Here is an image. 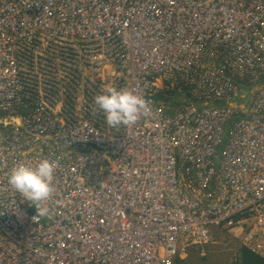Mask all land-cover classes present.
<instances>
[{"label": "built area", "instance_id": "2783aa9c", "mask_svg": "<svg viewBox=\"0 0 264 264\" xmlns=\"http://www.w3.org/2000/svg\"><path fill=\"white\" fill-rule=\"evenodd\" d=\"M113 87L135 125L94 104ZM43 158L34 219L7 181ZM213 231L264 258V0H0V264H175Z\"/></svg>", "mask_w": 264, "mask_h": 264}, {"label": "clouds", "instance_id": "9594fccd", "mask_svg": "<svg viewBox=\"0 0 264 264\" xmlns=\"http://www.w3.org/2000/svg\"><path fill=\"white\" fill-rule=\"evenodd\" d=\"M94 104L103 112L110 127L133 126L145 114V100L127 89L111 88L107 93L94 97ZM59 161L47 158L35 166L23 162L16 163L8 176V185L24 200L36 208V217H47L50 208L46 202L54 192V176Z\"/></svg>", "mask_w": 264, "mask_h": 264}, {"label": "rangeland", "instance_id": "374dc122", "mask_svg": "<svg viewBox=\"0 0 264 264\" xmlns=\"http://www.w3.org/2000/svg\"><path fill=\"white\" fill-rule=\"evenodd\" d=\"M172 95L181 97L175 92ZM182 99L184 98L182 97ZM158 100L162 101L161 99ZM243 100H246V96L243 97ZM250 101L251 97L245 102L248 104ZM174 110L176 109L172 106V109H169L166 113L173 114ZM242 245L245 246L243 242L229 233L213 231L207 243L201 246L194 245L193 247L184 248L180 254V263L176 261L175 264H233L238 256V248Z\"/></svg>", "mask_w": 264, "mask_h": 264}, {"label": "trees", "instance_id": "16d2710c", "mask_svg": "<svg viewBox=\"0 0 264 264\" xmlns=\"http://www.w3.org/2000/svg\"><path fill=\"white\" fill-rule=\"evenodd\" d=\"M168 97H165L164 94L160 95V97L164 98V100L168 104L174 105L176 108H180L182 105L190 102V98L184 97L185 95H180L181 97H174L172 93H168ZM182 97L184 99H182ZM173 100V102H171ZM181 258H177V263H180ZM233 264H264V258L260 255L254 253L252 250L245 246H240L238 248V256Z\"/></svg>", "mask_w": 264, "mask_h": 264}, {"label": "crops", "instance_id": "0c3cea01", "mask_svg": "<svg viewBox=\"0 0 264 264\" xmlns=\"http://www.w3.org/2000/svg\"><path fill=\"white\" fill-rule=\"evenodd\" d=\"M244 93V95L246 96V100L249 98V97H251V99H252V96L250 95V94H253L254 93V91L252 90V89H250V91H244L243 92ZM246 100H243V101H246ZM242 101V102H243ZM238 104H240L239 102H238ZM247 103H243V106L242 105H239L240 107H242V108H245V107H247L248 106V104L246 105Z\"/></svg>", "mask_w": 264, "mask_h": 264}, {"label": "bare ground", "instance_id": "6f19581e", "mask_svg": "<svg viewBox=\"0 0 264 264\" xmlns=\"http://www.w3.org/2000/svg\"><path fill=\"white\" fill-rule=\"evenodd\" d=\"M185 97V96H184ZM198 246V245H197Z\"/></svg>", "mask_w": 264, "mask_h": 264}]
</instances>
